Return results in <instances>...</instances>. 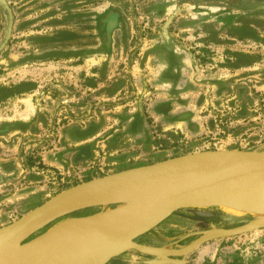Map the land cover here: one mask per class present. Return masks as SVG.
I'll use <instances>...</instances> for the list:
<instances>
[{"label":"rangeland","instance_id":"1","mask_svg":"<svg viewBox=\"0 0 264 264\" xmlns=\"http://www.w3.org/2000/svg\"><path fill=\"white\" fill-rule=\"evenodd\" d=\"M215 150L264 152V0H0V228L87 179ZM258 221L184 206L134 240L148 253L104 264H264Z\"/></svg>","mask_w":264,"mask_h":264},{"label":"water","instance_id":"2","mask_svg":"<svg viewBox=\"0 0 264 264\" xmlns=\"http://www.w3.org/2000/svg\"><path fill=\"white\" fill-rule=\"evenodd\" d=\"M264 174V152L215 150L173 157L93 178L62 190L0 228V263L6 251L24 250L48 242L80 244L92 264H104L125 249L148 253L134 240L178 209L192 205L210 190ZM166 181L142 214L121 225L107 228L58 229L56 226L28 240L51 222L73 212L129 202L139 187Z\"/></svg>","mask_w":264,"mask_h":264},{"label":"bare ground","instance_id":"3","mask_svg":"<svg viewBox=\"0 0 264 264\" xmlns=\"http://www.w3.org/2000/svg\"><path fill=\"white\" fill-rule=\"evenodd\" d=\"M165 184L166 181L150 182L133 192L129 197L130 201L117 210L85 219H66L56 227L92 230L95 227L107 228L112 224L121 225L139 217ZM190 204L200 208H217L238 219L253 216L264 222V174L245 178L235 184L221 185ZM0 264H92V258L83 252L80 244L54 241L24 250L11 248L6 251V257Z\"/></svg>","mask_w":264,"mask_h":264},{"label":"crops","instance_id":"4","mask_svg":"<svg viewBox=\"0 0 264 264\" xmlns=\"http://www.w3.org/2000/svg\"><path fill=\"white\" fill-rule=\"evenodd\" d=\"M124 204H119V205H113V207H111V208H109V209H107V210H104V211H94L92 214H84V215H81V216H78V217H75V218H77V219H81V218H88V217H90V216H99V215H97V214H100V215H102V214H105L106 212H108V211H112V210H117V208L119 209V207H121V206H123ZM65 217V216H64ZM163 221V220H162ZM123 222V221H122ZM126 222V221H125ZM124 223V222H123ZM146 233V232H145ZM143 235L144 234H142V235H140V236H138L136 239H139L140 237H143ZM144 241L142 240L140 243H138V244H141L142 245V243H143Z\"/></svg>","mask_w":264,"mask_h":264},{"label":"trees","instance_id":"5","mask_svg":"<svg viewBox=\"0 0 264 264\" xmlns=\"http://www.w3.org/2000/svg\"><path fill=\"white\" fill-rule=\"evenodd\" d=\"M89 179H87V181H88Z\"/></svg>","mask_w":264,"mask_h":264}]
</instances>
